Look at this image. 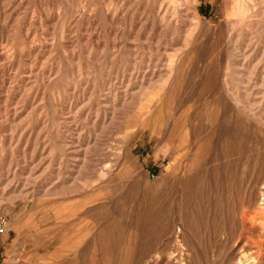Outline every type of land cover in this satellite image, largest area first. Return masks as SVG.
Wrapping results in <instances>:
<instances>
[{
	"label": "rangeland",
	"instance_id": "374dc122",
	"mask_svg": "<svg viewBox=\"0 0 264 264\" xmlns=\"http://www.w3.org/2000/svg\"><path fill=\"white\" fill-rule=\"evenodd\" d=\"M0 264H264V0H0Z\"/></svg>",
	"mask_w": 264,
	"mask_h": 264
},
{
	"label": "built area",
	"instance_id": "2783aa9c",
	"mask_svg": "<svg viewBox=\"0 0 264 264\" xmlns=\"http://www.w3.org/2000/svg\"><path fill=\"white\" fill-rule=\"evenodd\" d=\"M6 231V221L4 218L0 217V236L4 235Z\"/></svg>",
	"mask_w": 264,
	"mask_h": 264
}]
</instances>
